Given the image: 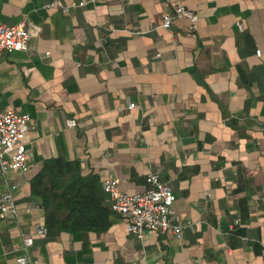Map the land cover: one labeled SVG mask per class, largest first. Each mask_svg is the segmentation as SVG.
I'll return each mask as SVG.
<instances>
[{"label": "crops", "instance_id": "0c3cea01", "mask_svg": "<svg viewBox=\"0 0 264 264\" xmlns=\"http://www.w3.org/2000/svg\"><path fill=\"white\" fill-rule=\"evenodd\" d=\"M175 5L198 14L196 31L162 27ZM21 20L29 47L0 52V109L30 116L29 168L0 170L16 203L0 264L27 237L33 264H263L264 0H0V25ZM53 159L98 187L108 212L94 228L48 227L33 183ZM150 173L174 191L181 236L139 238L110 209L106 179L137 193Z\"/></svg>", "mask_w": 264, "mask_h": 264}, {"label": "built area", "instance_id": "2783aa9c", "mask_svg": "<svg viewBox=\"0 0 264 264\" xmlns=\"http://www.w3.org/2000/svg\"><path fill=\"white\" fill-rule=\"evenodd\" d=\"M62 6L55 1L49 5ZM174 18H185L190 21L189 31L194 32L199 25V16L193 10L175 5L172 12L163 17L162 27L171 29ZM240 29H243L239 23ZM31 38L30 28L25 20L14 24L0 25V52L21 51L29 47ZM260 54V51H258ZM129 109L136 107L135 102H130ZM30 116L21 114L14 109H0V170H19L26 172L29 168V151L25 143V137L31 128ZM69 126H75L76 121L69 119ZM147 189L143 192L129 193L120 187L118 178L106 179L102 188L109 196L110 208L113 212L126 218L128 231L142 238L145 233H163L172 230L177 236H181L183 225L175 222V216L171 212V204L175 198L171 185L163 181L157 173H150L147 178ZM15 199L12 193L7 192L0 197V217H6L16 213ZM188 223V222H187ZM232 227V226H231ZM39 234H47L46 226H38ZM33 238L27 237L24 242L25 256L17 259V264H33L30 248ZM264 264V248L261 251ZM137 264H149L142 258Z\"/></svg>", "mask_w": 264, "mask_h": 264}, {"label": "trees", "instance_id": "16d2710c", "mask_svg": "<svg viewBox=\"0 0 264 264\" xmlns=\"http://www.w3.org/2000/svg\"><path fill=\"white\" fill-rule=\"evenodd\" d=\"M33 190L43 199L51 229L88 230L108 212L99 202L98 187L81 175L78 162L62 159L46 162Z\"/></svg>", "mask_w": 264, "mask_h": 264}]
</instances>
